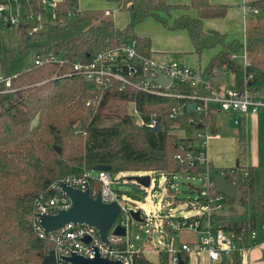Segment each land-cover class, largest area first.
<instances>
[{"label": "trees", "instance_id": "obj_1", "mask_svg": "<svg viewBox=\"0 0 264 264\" xmlns=\"http://www.w3.org/2000/svg\"><path fill=\"white\" fill-rule=\"evenodd\" d=\"M106 1L117 3L120 10H129L125 28L116 26L113 19L88 12L48 22L47 28L35 36L47 34L40 52L54 51L67 62L34 64L14 77V92L0 96V264H43L50 242L35 231V200L49 194L51 184L62 176L91 172L98 165L111 166L114 174L125 170L175 171L178 170L175 155L195 143L196 129L205 127L212 134L217 132L215 110L199 117L186 112L185 100L176 97H160L130 87L100 89L81 75L71 73L74 61L84 60L89 52L121 40H136L141 51L151 55V38L138 35L135 27L148 17L167 26L171 19L168 27L186 29L195 53L201 55L206 49L220 47L206 65V75L225 66V70L234 74V87L255 90L264 87V22H248V63L244 65L242 60L232 57L234 53H242L243 41L228 40L225 33L204 27V19L225 17L227 4H214L210 0H190L188 4L168 0ZM248 4L251 9L264 11V0H250ZM79 5V0H62L58 10L64 14ZM25 8L44 10L40 0L25 1ZM190 8L197 10L196 16L187 12L174 16L176 10ZM30 26L27 23L19 29L22 39L15 49L3 48L0 39L2 65L9 57L26 50ZM2 28L0 22V34ZM172 91L180 90L175 85ZM132 102L146 116H160L162 130L155 132L138 125L128 110ZM182 104H185L182 113L172 118L173 108ZM179 130L185 135H179ZM222 171L238 175L235 183L239 189L236 199L226 198L230 211L214 215L213 223L235 231L241 243L248 245L249 233L256 228L257 220L264 223V190L261 194L257 192L254 166L213 167L215 175ZM93 186L92 192L100 189L97 181ZM237 202L242 209L239 213L232 209ZM240 261L241 253L235 251L224 257L221 264ZM160 263L168 264L167 255L160 257ZM134 264L157 263L138 252Z\"/></svg>", "mask_w": 264, "mask_h": 264}, {"label": "built area", "instance_id": "obj_2", "mask_svg": "<svg viewBox=\"0 0 264 264\" xmlns=\"http://www.w3.org/2000/svg\"><path fill=\"white\" fill-rule=\"evenodd\" d=\"M25 1L28 0H0V22L3 27L16 26L18 29L31 23L27 29L29 40L42 31L44 25H47L48 22L44 21L45 15L51 20L60 22L84 12L79 5L63 14L58 10L59 2L56 0H40L44 10L36 11L32 8L26 9ZM128 5L130 6L131 3ZM247 7H244L246 14L249 13V10H254L255 13L259 12L257 9H251L249 4ZM117 11L118 9H106L104 14L111 16ZM240 54H242V58ZM240 54L234 53L232 57L242 60L246 65L248 63L246 42ZM66 62L67 60L60 54L49 51L37 53L34 64H64ZM222 69H225V66ZM71 73L81 75L100 89L107 90L111 86L119 87V89L130 87L151 95L185 100L186 112H188V106L195 103V110L191 114H196L199 117L211 110L242 113L264 111V96H260L258 90L248 87L222 89L216 86L211 76L206 75L201 68L175 60L169 62L157 60L152 55L141 51L136 40H121L108 47L89 52L86 59H78L73 62ZM15 76L5 71L0 63V96L16 90L13 86ZM161 77L165 81L168 80L169 83L165 84L159 81L158 79ZM175 85L180 91H172ZM185 104L174 107L170 116L175 118L179 113H182ZM132 105L131 114L135 117L137 124L153 130L157 125V114L146 116L139 110L136 102H132ZM211 136L212 133L205 127L196 129L193 133V137L196 139L195 143L175 155L178 170L150 171L152 174L148 175L150 177L148 186L143 185L136 177L121 179L123 183H133L139 186L146 193L153 183L154 175L160 177L158 184H163V188L168 187L169 191L174 187L173 181L179 172L190 173L204 181L203 187L199 189L200 198L203 201L202 214L191 218L179 216L171 207L164 206L160 209L158 200L162 191H158V195L152 194L156 208L148 205V214L143 221L146 225L152 221V225L161 235L158 245L152 251L160 256L167 255L168 262L171 264H179L181 260L186 261L194 252L206 253L211 264H221L224 257L230 256L235 251L241 253L240 264H246L243 260L244 253L258 244L259 233L255 229L249 233V244L244 245L235 231L218 227L213 223L214 215L227 210V197L219 191L214 181V166L207 150ZM218 174L224 178L229 176L228 180L232 182L238 178L234 171L232 173L222 171ZM247 176L248 173H246ZM94 181L99 183L100 189L92 192L91 187H94ZM114 182V173L111 171H97V176H92L89 171L84 170L77 174L62 176L51 184L49 194H42L36 198L33 225L38 236L50 242L48 254L52 250L55 251L56 262L53 264H73L63 259L64 256L73 254L88 258H95L99 255L102 258L121 261L122 264H134L135 255L138 252H143L134 248L129 229L130 218H134L133 213H139L141 220L143 209H128L121 202L120 197L118 198L116 190L112 188ZM62 183L82 191L89 189L94 198L100 195L105 203L117 202L119 204L120 215L109 230L106 241L102 239L97 227L85 223H69L57 230L46 232L41 225V216L55 215L60 210H67L73 205L72 199L64 192ZM144 201H147V196L144 197ZM119 226L125 228V235L115 233ZM262 229V244L264 245V223H262ZM185 231L196 233V241L189 242L182 239L181 236ZM86 238H89L90 241L87 242Z\"/></svg>", "mask_w": 264, "mask_h": 264}, {"label": "rangeland", "instance_id": "obj_3", "mask_svg": "<svg viewBox=\"0 0 264 264\" xmlns=\"http://www.w3.org/2000/svg\"><path fill=\"white\" fill-rule=\"evenodd\" d=\"M226 2L229 5V11L227 15L223 18L208 19L204 22L206 27H212L221 31H227L229 35L234 36L241 41H245V25L246 20L251 21H262L264 22V11H260L257 15L254 10H249L246 14L245 6L247 7L250 0H219ZM79 4L82 9L88 14L98 15L101 17H107L113 19L115 25L123 29L127 26L130 19V12L128 9L120 10L117 3L108 2L106 0H79ZM106 9H118V11L111 16H105L104 11ZM248 9V7H247ZM178 11L174 12V16L177 15ZM179 13V12H178ZM181 13V12H180ZM179 13V14H180ZM189 13L196 15L194 9H190ZM44 21L49 23L57 22L49 19L46 15ZM172 20L169 19L168 26L171 25ZM167 25L156 20L154 17H148L135 27V31L140 36H149L151 38L152 44V56L153 58L160 60L162 62H169L172 60L184 62L187 65L194 64L197 66H203L208 63L209 58L216 52L217 49H206L199 55L194 53L192 50L194 48L192 39L186 29H170ZM47 25H44V29ZM43 29V30H44ZM0 39L3 41V48L9 50L15 49L21 43V32L16 26H5L2 28V33L0 34ZM47 41V34H40L37 37H31L27 42L26 50L21 53L8 58V61L3 65V69L6 70L11 75H17L20 72L30 69L36 59L37 53L40 52L39 47L45 44ZM180 52V53H178ZM242 58V54H240ZM3 60L6 59L5 52L2 55ZM189 63V64H188ZM201 64V65H198ZM230 80L231 74L229 73L227 77ZM226 82V81H225ZM132 104H129V112H132ZM252 113V112H250ZM258 114L260 117V134H261V144L260 149L256 155L255 152L252 153L256 168V182L255 186L257 192L261 194L264 190V112L253 113ZM218 125L221 131L228 129L230 127H235L234 123L227 119L223 114L218 113L217 119ZM222 128L224 130H222ZM179 135H185L181 130L178 131ZM238 160V155L236 162ZM249 166V165H246ZM92 176H97V171L90 172ZM152 173L147 170H125L114 174L115 182L112 183V188L116 190L118 198L120 197L121 202L128 209H143L142 219L130 218V238L135 249L139 251L146 252V250H153L156 245H158L161 235L158 230L152 225V221L147 225L144 224L143 219L146 218L148 214L149 207L156 208L155 199L152 194L158 195V191H162L159 201V207L162 209L164 206L166 208H172L179 216L194 217L196 215L202 214L203 201L200 198L199 189L203 187L204 181L198 177H194L190 173L179 172L175 176L173 183L174 187L169 191L168 187L163 188V184H158L159 176L154 175L153 183L151 184L148 192L146 193L143 189L133 183H123L121 179L123 178H133L138 176H148ZM147 196V201H144V197ZM149 205V207H148ZM230 203L227 202V210L230 211ZM233 211L241 212V207L238 202L233 205ZM256 232L259 233V241L263 239V229L262 222L260 219L257 220V225L255 228ZM151 231L152 234H151ZM140 237V238H139ZM183 238L187 240H196L197 237L195 233L190 231H185ZM155 257V255H152ZM153 257V258H154ZM171 264V263H168Z\"/></svg>", "mask_w": 264, "mask_h": 264}, {"label": "crops", "instance_id": "obj_4", "mask_svg": "<svg viewBox=\"0 0 264 264\" xmlns=\"http://www.w3.org/2000/svg\"><path fill=\"white\" fill-rule=\"evenodd\" d=\"M168 1L171 3H179V4L190 3V0H168ZM210 1L214 4H227L226 2L219 0H210ZM190 9H194V8H190ZM190 9L176 10V11H178L179 13L181 12L180 14H182L185 12L189 13ZM194 10L196 11V15H197V10L196 9ZM178 12L177 15H180ZM256 14L259 15L260 12ZM196 15H192V16H196ZM208 19H216V18H207L204 19V22ZM244 25H245V41L243 42L245 43L247 37V28H248L247 20L246 22H244ZM204 27L205 29H215L212 27H206L205 25ZM218 31L225 33L227 35L228 40H232L236 38L234 36L229 35L227 31L225 32L221 30ZM215 49H217L215 52L217 53L220 50V47L217 46ZM192 51L194 52V48ZM189 65L192 67L201 68L202 71H204L206 67V65L205 67H203L201 64H198L201 66H197L192 63ZM229 73L231 74L232 77L230 80H228L229 78H225L228 76ZM208 75L211 76L213 83L222 89L235 86V77L231 71H227L225 69L219 68V69H215V71L212 74H208ZM258 94L260 96H264V87L258 89ZM215 111H216L215 118H216L217 132L215 134H212L207 144L208 154L212 161L213 166L216 168H224V167H234L237 165H242V166L249 165V166H254L256 172L257 165L255 163H257L256 162L257 160H254L252 153L255 152L257 155L258 149H260V144H261V137H260L261 134H260V126H259L260 116L258 114H253V113L224 112L221 110H215ZM218 113L223 114L225 117H227V119L231 120L234 123L235 127H230L231 128L230 131H228V129L224 130L222 128V130L224 131H221V128L219 127L217 122ZM237 155H238V160L236 162ZM181 238L184 239L183 236H181ZM184 240L189 242L196 241L195 239L194 240L184 239ZM144 254H146V256L155 263L161 264L160 263L161 256L156 252L152 250H146ZM152 255H155V257ZM243 260L245 261L246 264H264V245L262 244V239H260V241L258 240L257 245L253 246L250 250L244 253ZM186 264H211V262L206 253L194 252L190 254L188 259L186 260Z\"/></svg>", "mask_w": 264, "mask_h": 264}, {"label": "water", "instance_id": "obj_5", "mask_svg": "<svg viewBox=\"0 0 264 264\" xmlns=\"http://www.w3.org/2000/svg\"><path fill=\"white\" fill-rule=\"evenodd\" d=\"M61 2L62 0H56ZM159 81L168 84L169 81L161 77ZM196 104H190L188 106V113H191L195 110ZM162 130L161 117L157 118V125L153 128V131L158 132ZM111 166L109 165H98L95 167L96 171H111ZM141 183L145 186H148L150 183L149 176H138ZM214 181L219 188V191L227 198L236 199L238 194L239 186L235 182H232L221 175H215ZM62 187L67 196H69L73 205L67 210H60L55 215H42L41 216V225L44 227L46 232H51L57 230L69 223L74 224H90L97 227L100 231L101 237L104 241L107 240V234L114 222L117 220L121 212V207L117 202L105 203L101 199V196L98 195L97 198H94L91 195L89 189L82 191L80 189H75L64 183ZM134 218L139 219V213H133ZM115 233L118 235H125L126 231L124 227H118L115 230ZM87 242L90 241L89 238L85 239ZM64 260L71 262L73 264H122L118 260H110L107 258H102L97 255L95 258H88L73 254L71 256H64ZM56 262L55 251H50L43 261V264H53ZM179 264H186V261L181 260Z\"/></svg>", "mask_w": 264, "mask_h": 264}]
</instances>
